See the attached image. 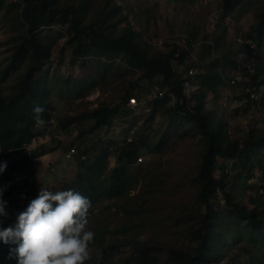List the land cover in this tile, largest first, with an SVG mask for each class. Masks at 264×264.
<instances>
[{
	"label": "rangeland",
	"instance_id": "374dc122",
	"mask_svg": "<svg viewBox=\"0 0 264 264\" xmlns=\"http://www.w3.org/2000/svg\"><path fill=\"white\" fill-rule=\"evenodd\" d=\"M73 1L85 3L86 8L80 15L82 23L100 21L105 13L110 12L105 25H109L107 32L113 35L118 34L124 26L123 20L118 21L119 16L126 15L132 28L154 50L166 51L170 40L178 39L182 34L190 36L194 30L196 45L192 54L197 57L201 53V42L213 41L222 34L224 44L214 53L229 51L231 64L223 69L225 80L217 86V97L207 92L205 106L210 109L214 107L217 115L226 121L232 137L242 138L250 130L255 133L264 130V97H260L261 100L258 105L253 104L254 107L251 101L245 104L227 102L226 106H222L226 97H243L244 85L250 82L253 74L264 77V51L255 48L250 55L242 50L238 42V38L253 28L257 13L264 8V0H247L250 2L248 5L243 4L227 15L223 13L225 0H57L60 5ZM50 28L44 29V33L51 50L45 81L51 119L44 123L43 135L33 137L24 145L34 163L39 190L58 191L66 181L75 180L78 166L75 157L67 155L70 146L82 150L86 148L89 150L87 157L94 158L100 156L101 147L110 143H113V147L119 146L127 137L133 138L138 130L146 129L151 138L154 133L163 132L165 139L162 150L148 154L140 149L138 156L142 157V161L130 165L132 176L127 194L108 198L105 193H101L92 205L86 226L87 230L94 233L88 264L127 263L126 256L132 254L127 246L107 254L105 248L115 240L123 242L133 239L145 243L152 247L151 254H156L161 263L171 249L190 251L195 246L192 231L198 226L199 218L195 211L198 189L194 180L203 150L199 135L191 130L186 133L167 130L166 118L161 115L153 122L144 124L148 113L144 103L135 108L126 105L124 109L130 110L128 115H116L110 125L89 134L82 133L91 125L89 119L74 121L62 128L58 124L61 118L76 116L101 105L118 104L128 83L138 77L140 71L126 65L122 57L113 58L106 68L93 61L92 57L87 58L85 66H81L79 61L72 65L69 62L70 47L65 46V29L59 25H51ZM21 33L16 10L7 3L0 12V92L3 94L10 91L18 78L17 72H9L4 78L2 73L12 38ZM174 65L181 69V66ZM104 69L107 73L102 76ZM232 79L234 83L230 82ZM140 85L141 88L136 89L133 95L140 100L148 99L145 103L150 107L151 88L158 84L148 88L142 81ZM217 102L221 103L219 108L216 107ZM112 146L108 157L101 162V178L108 176L115 166ZM9 159L7 157L4 162ZM260 167L258 163L253 170V177L230 188L233 192L242 189L240 196L234 197L248 207L252 206V203L247 202L249 195L262 193L256 187L257 181L260 182ZM228 171L233 175L243 171V168L230 164ZM5 184L4 175L0 173V188L4 189ZM0 199L6 202L5 211L8 215L4 217L5 224L7 227L12 226L18 209L24 204V192L13 191L12 196H7L4 190ZM251 243L246 239L235 244L234 240L235 245L220 262L211 261L209 264H225L229 258H236L242 264H257L243 251V247H248L253 253L258 251L252 248ZM258 246V255L264 264V242Z\"/></svg>",
	"mask_w": 264,
	"mask_h": 264
},
{
	"label": "trees",
	"instance_id": "16d2710c",
	"mask_svg": "<svg viewBox=\"0 0 264 264\" xmlns=\"http://www.w3.org/2000/svg\"><path fill=\"white\" fill-rule=\"evenodd\" d=\"M7 3L15 8L22 33L12 38L2 73L4 78L9 72H17L18 78L8 93L0 92V163L10 157L3 172L6 195L12 196L13 191L24 192V204L18 209V213L39 192L34 163L26 153L24 145L33 137L44 134V126H38L34 119L33 108L36 105L44 109L42 119L45 123L51 119V106L45 86L51 50L44 29L59 25L65 29V46L70 47V64L75 65L79 61L81 66H85L87 58L92 57L93 61L106 68L113 58L122 57L126 65L140 71L139 76L128 83L118 104L101 105L76 116L61 118L58 124L62 128L74 121L89 119L92 121L91 125L82 132L89 134L110 125L116 115H128L130 110L124 109L128 97L141 88L140 84L144 81L148 88L158 84L166 90L162 97L149 100L150 107L144 124L153 122L157 116H164L167 130H181L183 133L191 130L199 135L203 146L194 179L198 189L195 195V211L199 214L198 226L192 231L195 246L190 251L169 250L162 263L156 254H151V246L133 239L123 242L115 240L105 248L107 254H113L127 246L132 250V254L126 256L127 263L209 264L211 261L220 262L232 246L246 239L253 242L251 246L254 250L259 251L258 244L264 242V130L258 133L250 130L242 138L232 137L226 121L217 115L214 107L210 109L205 106L207 92L210 91L217 97V86L225 80L223 69L231 64L229 51L214 53L224 44L222 34L217 35L213 41L201 42V53L197 57L193 55L196 57L193 60L190 39L193 40L196 35L194 30L186 41L190 49L168 43L166 51L154 50L132 28L124 14L118 18V21H124L123 28L113 35L107 32L109 25H105L110 12L105 13L100 21L82 23L80 15L86 8L82 1L60 5L57 0H0V12ZM246 3L248 5L250 2L225 0L223 13L227 15L243 4L246 6ZM241 39L242 50L248 54H253L255 48L264 51V8L257 13L253 28L245 32ZM247 40L251 43H246ZM174 63L181 66V69L175 67ZM190 67L196 69L193 75L187 74ZM106 73L104 69L102 76ZM186 80L196 84L189 99L183 97ZM263 83L264 77L259 78L253 74L244 88L257 87ZM169 92L176 97L174 104H169ZM220 106L221 103L217 102L216 107ZM153 135L151 138L146 129L138 130L133 138L130 137L129 141L125 140L119 146L113 147V143H110L101 147L100 156L94 158L87 157L88 149H77L78 152L73 155L78 166L75 180L66 181L58 191L75 189L87 197L92 205L101 193H105L108 198L123 196L131 184L129 167L136 163L139 150L144 149L148 154H155L163 148L165 133ZM156 136H159L158 139ZM111 146L114 148L115 166L108 176L101 178V162L110 154ZM82 154L85 155L84 159L80 158ZM257 162L261 167L258 176L260 182L257 181L256 187L262 193L249 195L247 202L252 203V206L248 207L234 197L240 196L242 189L233 192L230 188L253 177ZM230 164L235 167L242 166L245 172L239 171L232 175L228 171ZM4 228L7 225L4 217L0 216V230ZM14 248L15 245L0 241V264H17L14 254L10 257V249ZM247 248L243 247V251L248 257L257 264H262L259 252L255 250L253 253ZM225 262L242 264L236 258L226 259ZM88 263L86 260L85 264Z\"/></svg>",
	"mask_w": 264,
	"mask_h": 264
},
{
	"label": "clouds",
	"instance_id": "9594fccd",
	"mask_svg": "<svg viewBox=\"0 0 264 264\" xmlns=\"http://www.w3.org/2000/svg\"><path fill=\"white\" fill-rule=\"evenodd\" d=\"M44 109L33 108L34 119L43 126ZM7 167L0 163V173ZM0 188V197L3 195ZM6 202L0 199V216L7 217ZM91 201L75 189H40L35 199L16 216L15 224L0 230V241L10 249L17 264H85L94 233L87 230Z\"/></svg>",
	"mask_w": 264,
	"mask_h": 264
},
{
	"label": "built area",
	"instance_id": "2783aa9c",
	"mask_svg": "<svg viewBox=\"0 0 264 264\" xmlns=\"http://www.w3.org/2000/svg\"><path fill=\"white\" fill-rule=\"evenodd\" d=\"M187 39H189V35L187 34H182L180 38L178 39H172L169 41L170 44H173L175 43L176 45L180 46L181 48H186V49H190L188 47V45L186 44V41ZM238 42L239 43H242L243 40L240 38H238ZM246 43H251L249 40L245 41ZM190 45L191 47L193 48L196 43L194 40L190 39ZM251 47H253L252 44H250ZM191 57L193 58V60H196V57L193 56V54H191ZM196 72V69L194 67H190L188 68L187 70V74L188 75H193L194 73ZM231 83H234L235 81L232 79L230 81ZM152 87V86H151ZM153 88V89H152ZM151 88V95H149L151 98H155V97H162L165 93H166V90L165 89H162L160 88L158 85H154L153 87ZM196 88V84L194 81H190V80H186L184 82V89H183V97H185V99H189L190 98V95L192 93V91ZM244 95L243 97H240V99L238 98H225L224 102H222V106H226L227 102H235L237 104H245L249 101L252 102L251 105L253 104H257L259 103V101L261 100L262 97H264V83L263 84H260L258 85L257 87H251V88H244ZM169 96H170V101H169V104H174L176 102V97L174 96V94L172 93H168ZM261 97V98H260ZM148 99H143V100H140L138 99L135 95L133 96H129L128 97V100H127V106H129L130 108H135L137 106H139L140 103H144V105H146L145 108H147L146 110H149L147 104L145 102H147ZM181 101V99L179 100ZM254 107V105L252 106ZM131 138L130 137H127L126 140H130ZM77 149L75 146H72L68 149V152H67V155L68 156H73L77 153ZM80 158L81 159H84L85 158V155H80ZM140 161H142V157L141 156H138L136 158V163H139Z\"/></svg>",
	"mask_w": 264,
	"mask_h": 264
}]
</instances>
